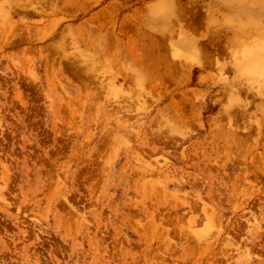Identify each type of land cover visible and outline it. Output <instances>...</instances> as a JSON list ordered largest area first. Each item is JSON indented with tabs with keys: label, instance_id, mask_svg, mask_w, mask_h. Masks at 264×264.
<instances>
[{
	"label": "rangeland",
	"instance_id": "obj_1",
	"mask_svg": "<svg viewBox=\"0 0 264 264\" xmlns=\"http://www.w3.org/2000/svg\"><path fill=\"white\" fill-rule=\"evenodd\" d=\"M0 264H264V0H0Z\"/></svg>",
	"mask_w": 264,
	"mask_h": 264
},
{
	"label": "bare ground",
	"instance_id": "obj_2",
	"mask_svg": "<svg viewBox=\"0 0 264 264\" xmlns=\"http://www.w3.org/2000/svg\"><path fill=\"white\" fill-rule=\"evenodd\" d=\"M102 16V15H101ZM111 28V27H110ZM139 29V28H138ZM114 44V43H113ZM160 63V62H159ZM161 64V63H160ZM157 65V64H156Z\"/></svg>",
	"mask_w": 264,
	"mask_h": 264
}]
</instances>
